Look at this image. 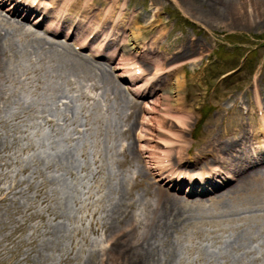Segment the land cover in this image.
<instances>
[{"label":"bare ground","instance_id":"bare-ground-1","mask_svg":"<svg viewBox=\"0 0 264 264\" xmlns=\"http://www.w3.org/2000/svg\"><path fill=\"white\" fill-rule=\"evenodd\" d=\"M27 1L0 0V123L6 129L3 135L0 134V165L8 146H16L15 138L10 136V131L16 128L8 130L15 124L6 118L11 117L19 123L32 109L33 100L20 93L18 88L21 89V80L30 79L36 65L34 54L38 63H43L47 54L49 56L44 69L46 81L40 90L50 88L55 98H65L61 83L72 82L73 77L94 75V80L98 79L92 89L100 91L108 101L106 115H99L95 124L100 136L105 135L111 142L105 149L109 150L110 158L120 171L106 185V204L102 207L103 217L100 216L102 227L91 228L93 233L102 230L100 241H94L98 242L95 246L85 237L83 245L88 248H80L74 256V264H185L181 253L183 245L180 251L173 250V258L171 255L163 259L160 254L167 252L171 235L187 222L213 223L214 226L232 223L225 235L214 233L209 246L200 248L204 250V255L197 256L200 264H264V169L257 166L255 159L259 148L264 146V93L261 89L254 87L255 109H252L253 101H244L243 97L235 99L227 108L229 122L227 120L224 129L215 130L208 140L210 144L206 143L198 150L199 156L183 160L191 146L186 140V130L192 126L194 107L187 103V84L181 69L184 61L195 62L194 46L187 44L170 53L169 47L163 49L161 38L147 42L140 28L129 26V22L124 25L113 21L107 33L110 37L106 48L102 45L103 48L94 49L105 26L103 19L98 23L89 18L91 0H38L37 5H48L38 14L35 13L38 9L32 7L34 0ZM195 1L200 3L202 17L209 21H219L232 14L243 15L246 19L253 17V20L264 18V0ZM106 3L110 4L109 1ZM97 4L102 5V0ZM151 4L157 5L155 0ZM2 9L7 14H3ZM32 16H35V26L47 22L46 34L57 37L67 29L65 38H74L75 45L82 49L87 47L86 38L90 33L80 39L74 31L78 25V32L88 28L85 21L92 23L94 28L90 31H96L89 42L92 59L69 44L26 29L24 22L32 21ZM111 48L113 53L108 52ZM102 51L108 54L102 55ZM100 57L107 62L95 60ZM134 57L145 64V67H133V70L141 69V75L131 72V65L138 63ZM89 97L99 103L100 98ZM231 110L238 112L237 119ZM55 113L60 114L58 109ZM249 116L252 121L247 120ZM54 121L49 120L53 126ZM69 121L74 124L76 120L72 117ZM88 122L86 120V127ZM76 125L75 130L79 131V125ZM134 128L135 136L132 135ZM142 162L151 180L141 169ZM34 163L46 173L70 175L72 180L61 184L62 195L66 200L78 201L79 165L74 148L54 144L46 155L40 153ZM190 171L198 179L180 178L181 174H190ZM107 174L111 177L109 170ZM152 176L156 185L152 183ZM1 183L0 203L5 202V196L1 195H7V190L13 196L23 194L22 191L13 193ZM5 212L0 207V219ZM21 213L22 216L23 213L24 216L31 214L27 210ZM58 216L60 221L51 231L53 235L50 234L52 246L47 241L35 251L40 258L46 256L45 262L52 256L50 251L63 248L62 236L68 229L66 220L70 216L63 209Z\"/></svg>","mask_w":264,"mask_h":264},{"label":"rangeland","instance_id":"rangeland-1","mask_svg":"<svg viewBox=\"0 0 264 264\" xmlns=\"http://www.w3.org/2000/svg\"><path fill=\"white\" fill-rule=\"evenodd\" d=\"M106 1L102 0L100 6L98 0L90 1L91 20L103 19L104 25L108 27L113 25V21L123 22L124 25L129 22V26L140 28L147 42L161 38L163 49L169 47L170 53L179 51L187 44L195 48V62L186 60L181 69L187 84V103L194 107L192 126L186 130V140L191 146L183 160L189 161L199 156L198 150L204 144H210L208 140L215 130L220 127L224 129L229 122L227 108L235 99L243 97L244 101H253L252 109H255L254 87L258 86L264 93V18L256 17L253 20V17L246 19L243 15L232 14L219 21H209L202 17L200 3L195 0H155L157 5H152V0ZM93 8L98 10L93 11ZM57 40L62 41L60 38ZM83 53L89 55L87 51ZM48 57L47 54L43 63H38L34 54L36 65L30 79L21 80L19 84L21 89L18 88V91L33 100L32 109L23 115L24 121L18 123L12 121L11 117L6 118L15 124L8 130L16 128L10 131L16 146H8L5 150L0 165V181L13 193L22 191L23 194L13 196L7 190V195H1L6 200L0 203V207L6 212L0 219V264H74V256L82 246L85 247V237L95 246L98 242L94 241H100L102 230L93 233L91 228L102 227L100 216L103 217L102 207L106 204V185L120 171L110 158L109 150L105 149L111 142L107 141L105 135L100 136L95 124L99 115H106L108 107L107 97L92 89L98 78L94 80V75L73 77L72 82L61 83L60 87L66 97H58V100L50 88L40 90L46 81L44 69ZM98 61L106 62L103 59ZM141 62L144 66V62ZM89 96L100 98L99 103L96 104ZM56 109L60 114L55 113ZM230 113L237 119L236 110ZM72 117L76 120L74 124L69 121ZM50 118L55 120V126L49 122L52 120ZM86 120L89 121L88 127L85 125ZM247 120L252 121L251 116ZM76 123L79 131L75 130ZM5 132L6 129L0 123V134ZM132 135L135 136V128ZM54 144L76 151V162L79 165L78 201L66 200L62 195L61 184L72 180L70 175L46 173V170L34 163L40 153L46 155ZM140 167L150 179L144 162L140 163ZM108 170L111 177H108ZM154 181L152 176V183L156 185ZM62 209L71 218L66 220L68 229L62 236L63 248L50 251L52 256L45 262L46 256L40 258L35 251L47 241L52 246L50 234L53 235L51 231L60 221L58 214ZM22 210L31 214L24 216L23 213L22 216ZM231 224L227 222L214 226L213 223L206 225L187 222L180 225L167 243V252L160 255L163 259L168 258L173 250L180 251L183 245L181 253L185 257L184 263L200 264L197 256L204 255V250L200 248L209 246L214 233L225 235L232 227ZM23 256H29L30 259Z\"/></svg>","mask_w":264,"mask_h":264}]
</instances>
